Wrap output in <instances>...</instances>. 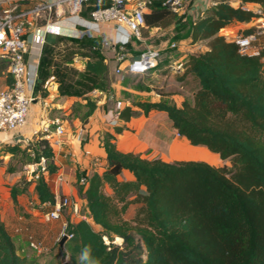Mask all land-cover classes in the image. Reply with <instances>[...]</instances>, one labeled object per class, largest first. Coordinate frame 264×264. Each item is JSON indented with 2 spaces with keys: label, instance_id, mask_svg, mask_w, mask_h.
<instances>
[{
  "label": "trees",
  "instance_id": "trees-1",
  "mask_svg": "<svg viewBox=\"0 0 264 264\" xmlns=\"http://www.w3.org/2000/svg\"><path fill=\"white\" fill-rule=\"evenodd\" d=\"M215 1L195 20L177 17L158 1L153 3L144 15L147 27L165 28L177 22L184 27L182 37L191 43L208 42L205 50L181 58L177 78L190 76L196 82L192 96L179 105L160 95L156 102L134 106L144 114L151 110L165 113L172 128L190 145L206 148L228 160L230 166L202 160L146 159L117 149L114 134L127 129L125 125H116L114 133L103 132L99 142L106 154L104 169L89 175L77 173L78 194L86 200V218L68 222L66 232L71 237L62 247L55 243L67 255L66 264H264V48L258 56L241 54L236 43L220 33L234 22H249L258 15L228 0ZM240 2L264 4V0ZM254 30L249 27L241 34ZM56 38L59 46L74 48L67 52V61L84 43L98 49L102 40L61 34ZM49 50L43 47L38 61L37 72L43 81L50 78L46 64L53 53ZM45 52L49 57L43 56ZM54 72L60 96L84 97L87 110L79 120L86 123L97 107V101L87 94L109 92L105 59L87 57L78 77L65 68ZM6 85H11L8 73ZM40 87L35 84L36 90L47 94ZM134 114L135 109L126 104L119 120L128 122ZM0 150L24 156L32 152L35 163L45 159L43 169L33 172V176L37 174L34 192L40 205L53 204L55 195L43 173H55L58 166L47 139L39 136L28 146L12 143ZM124 170L131 178L122 177ZM26 190V184H14L10 188L12 201ZM130 204L136 205L135 211L126 219ZM115 238L121 243H115ZM0 264H39L36 258L17 254L1 218Z\"/></svg>",
  "mask_w": 264,
  "mask_h": 264
},
{
  "label": "built area",
  "instance_id": "built-area-1",
  "mask_svg": "<svg viewBox=\"0 0 264 264\" xmlns=\"http://www.w3.org/2000/svg\"><path fill=\"white\" fill-rule=\"evenodd\" d=\"M155 1L177 17L191 20L199 18L216 4L215 0H0V64L6 65V71L11 77V85L0 90V133L12 136L15 143L21 141L26 146L41 136L47 139L53 151L59 147L60 138L65 133L61 120L45 117L49 102L45 98H39L42 115L38 127L31 131L30 137L16 136L17 131L26 124L30 103L36 100L34 88L37 65L29 69L25 58L28 53L27 34L30 30L63 20L76 32L71 37H101V47H108L114 52V74L120 77L142 74L157 66L164 48L152 45L141 50L135 57H128L124 48L131 40L139 38L142 29H156L149 28L144 23V15L151 11ZM90 5L91 9L88 10ZM85 11L87 15L83 14ZM253 11L258 19L264 17L261 7ZM220 33L225 37L223 30ZM261 33H264L262 20L256 31L249 34L238 33L231 40L236 43L241 54L258 56L264 48L256 44L257 36ZM167 46L165 48L175 49L176 43L170 42ZM182 63V59H175V68L180 69ZM94 92L98 93L96 90ZM105 96L108 100L114 98L111 91L106 92ZM125 105L118 99L113 107H108L106 115L110 125L115 126L119 122V112ZM75 138L79 141L86 140L83 126L78 127ZM83 155L88 156L89 151L84 150ZM37 165L42 170L45 159L41 157ZM33 178H37V174ZM83 181L81 178L80 182ZM41 205L46 207L43 211L46 220H60L65 207L70 206L77 212V204L69 197H55L53 204ZM66 226L67 222H63L56 242L63 236L66 239L71 237L66 232ZM28 245L33 250H41V244L37 241L31 240Z\"/></svg>",
  "mask_w": 264,
  "mask_h": 264
},
{
  "label": "crops",
  "instance_id": "crops-1",
  "mask_svg": "<svg viewBox=\"0 0 264 264\" xmlns=\"http://www.w3.org/2000/svg\"><path fill=\"white\" fill-rule=\"evenodd\" d=\"M239 5H242L245 9L255 10L261 7L264 10V4H243L239 2L234 6ZM261 20L264 21V17H261ZM261 20L253 18L249 22L232 23L223 29L225 38L231 40V37L241 33V31L249 27H253L255 29L254 31H256ZM60 34L70 36L76 34V32L71 28L69 23L63 20H56L52 24L40 25L28 32V53L25 58L29 69L35 68L36 65L38 67L44 38H55ZM256 44L260 47H264V33L258 34ZM105 63L107 65L108 63H112L114 67L116 65L114 57L113 60L109 61L105 59ZM2 80L3 82L1 81L0 90L7 86L6 78L3 77ZM43 88H45L47 94H43V92H45L44 90H36V88H34L36 100L30 103L26 124L17 131L16 136L19 138L30 137L31 131L38 127L37 125L42 115V110L39 106V98H45L49 102V109H47L45 117L47 119L58 118L61 120L65 128V133L60 138L59 147L53 151L54 160L58 166L57 171L52 174L44 172L43 175L55 197H69L77 204V212L73 211L70 206L65 207L62 210V217L60 220H46L43 217V211L46 207L40 205L38 202L34 192V179L30 183L28 189L17 196L16 202L14 203L10 197V188L15 184L16 178L12 177L14 176L13 174L4 175V171L0 169V218L15 243L17 254L27 257L46 253V251L56 243L63 222L75 223L83 217H86V200L78 194L77 173L82 172L85 175H89L94 171L101 172L104 169L106 154L99 142L103 132L109 131L114 133L113 128L116 125H125L127 129H124L121 133L114 134L117 149L123 152L138 153L141 157L150 159L148 158V120H146L143 125V131L141 130L136 133L130 130L132 124L131 119L128 122L119 120L115 126L110 125L107 121L108 116L106 115V110L108 108L103 106V103L108 101V99L105 93L100 92L95 93L100 96V99L97 101V107L89 116L86 123H82L77 117L63 118L62 113L69 116L71 111L68 103H71L76 97L60 96L56 82L50 79ZM112 94L115 99H118V92L115 91L112 92ZM190 95H193V91ZM183 100L184 98L181 99L180 102H176V104L179 105ZM81 126L86 130V140L84 141H79L75 138V132L78 127ZM141 134H143V136ZM13 140L12 136L2 132L0 133V147L2 144L15 143ZM16 143H21V141ZM159 144L161 148L166 151L170 148L177 149L179 144L187 149L186 147L189 143L184 137L179 136L177 133H173L171 139L161 140L157 145ZM20 146L22 147V145ZM84 150L89 151L88 156L83 155ZM176 152L179 151L176 150ZM161 159L165 160L164 158ZM122 175H124L125 178H131V174L126 170L122 172ZM31 240L41 244L40 251L29 248L28 243Z\"/></svg>",
  "mask_w": 264,
  "mask_h": 264
},
{
  "label": "rangeland",
  "instance_id": "rangeland-1",
  "mask_svg": "<svg viewBox=\"0 0 264 264\" xmlns=\"http://www.w3.org/2000/svg\"><path fill=\"white\" fill-rule=\"evenodd\" d=\"M228 2L234 6L237 5L240 0H228ZM90 7L91 5L89 8ZM183 33L184 27L180 26L177 22H174L165 28L156 27V29H142L139 38L131 40V42L124 48V53L128 57H135L141 50L152 45H160L165 48L168 47V43L175 42L176 48L174 50L169 48H166L165 50L163 49L164 51L161 54L157 66L153 70L142 74L125 75L120 77L112 72L114 65L108 63L107 80L109 83V91H111V93L115 91L118 92V99L122 100L125 104H130L135 109V114L131 118L132 124L130 130L132 132L136 133L141 130L143 131V125L145 121L148 120V158H164L168 161L202 160L215 166H230L228 160L220 159L217 154L215 155L209 152L202 146H192L188 144L186 147L187 149H185L179 144L177 149L170 148L164 151V149L161 148V145L157 144L160 143L161 140L171 139L173 133H176L171 126V122L163 112L151 110L147 114H144L140 108L134 106L135 103L138 102H156L160 99V95H167L172 101L180 102L181 99L190 97V93L196 89V82L190 76L178 80L177 77L181 74V71L175 68L174 60L205 50L208 40L191 43L189 39L182 37ZM58 41L59 39L57 38L46 37L44 38L41 48V52L43 47H46L53 53L46 64V67H48L47 77L50 76L49 79L56 82L57 85L58 79L54 71L58 69V67L68 69V71L75 73V77H78L84 68V62L87 57L100 55L108 61L113 60L114 57V52L108 47H99L98 49H95L89 46L88 43H84L83 47L78 50L77 54H75L71 60L67 61V52L74 48L72 46L69 47L68 45L59 46L57 44ZM49 51L46 52L49 53ZM46 52L45 54L43 53L45 58L49 57L48 54L46 55ZM81 53H84L85 57L82 56ZM176 56H178V58H174ZM6 75V65L1 64L0 85L3 82V77L6 78ZM46 81L47 80L43 81L39 72H37L35 84L43 87L46 84ZM94 91H91L86 97L98 101L100 96L96 95ZM118 99H115L114 97L111 100L105 101L103 106L105 108L113 107ZM84 103V97H76L71 103H68L71 111L69 116L62 113V117L80 118L87 110ZM141 135L143 136V134ZM18 144L22 145V147L26 146L23 142ZM176 150L179 152H176ZM0 159L2 161L0 169L4 171L3 174H13L14 176L12 177L16 178V185L21 186L26 184L28 189L31 183H28V181L36 179L33 178V172H36L39 166L34 162V154L32 152H28V156H24L4 154L0 150ZM9 168H13L14 171L9 172ZM122 177H124V175H122ZM134 211L135 205H129L124 213V217L126 219H131ZM94 228H96V226H94ZM105 241L108 242L106 238ZM114 242L119 244V242L121 243V240L115 238ZM30 257L36 258L39 264H50L57 261L64 263L68 261L67 255L64 256L58 248L55 247V244L46 251V253Z\"/></svg>",
  "mask_w": 264,
  "mask_h": 264
},
{
  "label": "water",
  "instance_id": "water-1",
  "mask_svg": "<svg viewBox=\"0 0 264 264\" xmlns=\"http://www.w3.org/2000/svg\"><path fill=\"white\" fill-rule=\"evenodd\" d=\"M65 241H66V237L63 236V237L59 240V242H58L59 246H62V245L64 244ZM62 264H66V262H64V263H62Z\"/></svg>",
  "mask_w": 264,
  "mask_h": 264
},
{
  "label": "bare ground",
  "instance_id": "bare-ground-1",
  "mask_svg": "<svg viewBox=\"0 0 264 264\" xmlns=\"http://www.w3.org/2000/svg\"><path fill=\"white\" fill-rule=\"evenodd\" d=\"M185 144H187V143H185ZM117 239H120V238H117ZM120 243V242H119Z\"/></svg>",
  "mask_w": 264,
  "mask_h": 264
}]
</instances>
